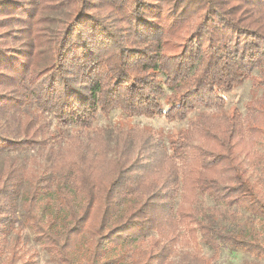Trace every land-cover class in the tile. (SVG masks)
<instances>
[{
    "label": "trees",
    "instance_id": "16d2710c",
    "mask_svg": "<svg viewBox=\"0 0 264 264\" xmlns=\"http://www.w3.org/2000/svg\"><path fill=\"white\" fill-rule=\"evenodd\" d=\"M27 5L0 0V154L39 148L45 159L0 169L4 264L19 260L16 243L8 247L17 223L53 264H210L200 243L212 257L222 248L264 257V231L260 239L253 228L223 230L200 201L241 207L264 230V181L259 188L245 167L264 147V98L244 117L233 110L190 121L168 145L142 128L117 129L111 145L92 126L113 109L184 120L197 107H222L221 94L253 71L264 91V0ZM62 9L65 19L50 32L45 14ZM15 23L27 28L9 30ZM18 33L29 49L13 44ZM47 115L76 130L57 140ZM44 174L53 182L46 200Z\"/></svg>",
    "mask_w": 264,
    "mask_h": 264
},
{
    "label": "rangeland",
    "instance_id": "374dc122",
    "mask_svg": "<svg viewBox=\"0 0 264 264\" xmlns=\"http://www.w3.org/2000/svg\"><path fill=\"white\" fill-rule=\"evenodd\" d=\"M26 4L27 9L30 8L27 4L31 0H19ZM65 10H59L45 14L48 20V30L53 32L57 25L65 19ZM13 18L16 20L21 18L19 14H13ZM27 26L21 23H15L9 30H23ZM20 33V32H19ZM18 33V35H19ZM17 48L24 50L29 49V41L25 40L24 35H19L18 39L13 43ZM258 78V72L253 71L250 78L245 80L240 86L235 87L230 92L222 93L224 104L218 108H202L197 107L192 113H190L184 120L178 121H166L163 117L149 118L145 116H129L122 113L119 109H113L107 115H99L94 121L92 126L100 127L105 135V138L111 145L116 141L117 129H130V128H142L153 133L157 138L163 140L168 145L180 132L185 130L190 121H197L204 117H221L226 114L232 113L233 110H237L244 117L247 111V106L253 102L264 98V91L261 87L256 85ZM3 78L0 77V82ZM4 114H0L3 117ZM5 119V116L3 117ZM50 125V131L57 135L58 138H65L71 132L76 130V127H67L58 124L50 115H47ZM55 141V145H58V141ZM256 154H254L253 160H245L246 175L249 179L255 183L259 188H262L264 181V173L262 170V158L264 157V147L261 144H257L254 148ZM44 150L39 148L29 149L22 152H5L0 154V169L6 161H18L21 164L30 165L29 162L36 158L38 162L44 161ZM40 185L44 191V199L46 197H52L53 182L49 175L44 174L40 179ZM31 187L29 182H25V190H29ZM202 207L206 211H211L215 214V219L218 226L223 230H247L249 228L255 229L261 234L262 239L263 223L260 218L249 214L241 207H225L219 205L209 199L208 197L200 198ZM10 247L14 242L16 243V250L19 256L17 264H53L49 260V256L44 249L34 241L32 232L21 224L17 223L15 230L8 236ZM139 243L130 244V250ZM7 247V248H8ZM186 246L178 247L176 254L171 257L172 262H176L179 258L180 252L185 250ZM193 248L190 247V250ZM183 250V251H182ZM199 252L202 256L210 259V264H264V257H257L253 254H248L242 251H230L226 248H222L216 257L213 256V252L205 245L200 243ZM7 252L4 257L0 259V264H4Z\"/></svg>",
    "mask_w": 264,
    "mask_h": 264
}]
</instances>
